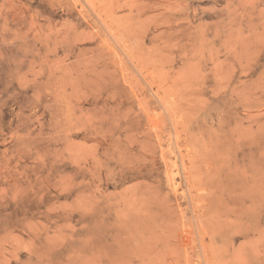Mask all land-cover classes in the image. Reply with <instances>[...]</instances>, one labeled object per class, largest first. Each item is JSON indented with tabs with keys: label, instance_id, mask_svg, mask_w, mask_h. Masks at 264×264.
Segmentation results:
<instances>
[{
	"label": "rangeland",
	"instance_id": "rangeland-1",
	"mask_svg": "<svg viewBox=\"0 0 264 264\" xmlns=\"http://www.w3.org/2000/svg\"><path fill=\"white\" fill-rule=\"evenodd\" d=\"M0 264H264V0H0Z\"/></svg>",
	"mask_w": 264,
	"mask_h": 264
}]
</instances>
